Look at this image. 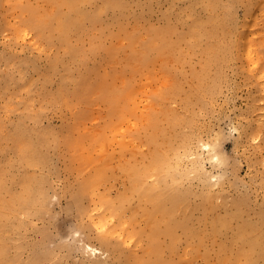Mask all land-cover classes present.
I'll list each match as a JSON object with an SVG mask.
<instances>
[{"label":"rangeland","instance_id":"1","mask_svg":"<svg viewBox=\"0 0 264 264\" xmlns=\"http://www.w3.org/2000/svg\"><path fill=\"white\" fill-rule=\"evenodd\" d=\"M132 167L179 197L159 256ZM261 249L264 0H0V264H264Z\"/></svg>","mask_w":264,"mask_h":264},{"label":"bare ground","instance_id":"2","mask_svg":"<svg viewBox=\"0 0 264 264\" xmlns=\"http://www.w3.org/2000/svg\"><path fill=\"white\" fill-rule=\"evenodd\" d=\"M37 19L42 20L36 17L34 18L33 23L37 22ZM71 24L72 22L70 20L64 18V26L66 28H68ZM41 25H43L42 27H44L45 23ZM153 43H156V42L154 41ZM206 147L209 148L210 146L206 145ZM213 152L215 151L213 150ZM215 155L214 157L219 160L218 154L217 156ZM89 157L90 156L87 157L86 161L90 160ZM166 165L167 163L164 160L161 162V158H155L151 164V167L154 168L153 170H156V171L162 170L163 172ZM199 170L201 171V169ZM199 170L197 172H200ZM130 171L132 175V178L130 181V184H131L130 190L132 192H136L137 194H139V197L141 199L151 204V207L145 212V216L147 217V220L149 224L151 225V227L154 228L153 237L151 236L150 239L152 242L151 244L155 245V247H153L154 252L159 256L160 253L158 251L159 250V247L157 246L158 244H156V238L159 235V233H162V230H161L162 223H165L166 220H169V217H170L169 212H173L172 210H174V207L178 205L179 197L177 194L173 192L171 187H167V188L161 187V181L165 179L164 174L162 172L157 173L159 180L154 182L153 187H148V186H145L147 183L144 181L146 172H143L142 169L136 170L133 167L130 168ZM103 176L105 177L103 168H97L94 173H90L88 178L87 179L85 178L84 183H83L84 193L89 192L90 190L93 189L94 186H97L99 183H101L104 180ZM164 182L166 185L167 181L164 180ZM90 185H93V186L90 187ZM22 199L23 198H21V200ZM126 199H127V195L125 196L123 201H125ZM111 211H112V214L116 212L120 218L122 217V215H120L121 213L120 205L119 206L112 205ZM158 213L161 214L160 217L158 216ZM158 227H160V231ZM171 231L172 229L168 228L167 230H164L163 232L170 233ZM103 241L104 243L107 242V237H104ZM260 243L262 247L263 243L261 241ZM86 250L88 254L96 252V250L93 249L91 246H87ZM260 252L264 255V249H261ZM148 259L147 260L137 259L134 264H151V262ZM165 264H169V263H165Z\"/></svg>","mask_w":264,"mask_h":264}]
</instances>
